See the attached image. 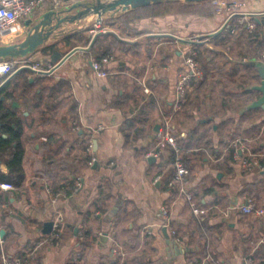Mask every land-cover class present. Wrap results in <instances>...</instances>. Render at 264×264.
Masks as SVG:
<instances>
[{"label":"crops","instance_id":"crops-1","mask_svg":"<svg viewBox=\"0 0 264 264\" xmlns=\"http://www.w3.org/2000/svg\"><path fill=\"white\" fill-rule=\"evenodd\" d=\"M77 1L64 0L60 9ZM181 1L205 2L214 12L112 24L110 19L131 9L119 10L105 13L100 26L97 15L88 14L20 57L49 69L53 50L63 57L74 47L90 46L49 74L18 69L0 90V264L2 252L7 258L21 253L27 264L264 261V215L242 210L248 199L264 208V171H243L233 144L240 140L243 151L264 152V109L242 111L261 95L253 89L260 77L251 66L264 51V0H236L245 6L233 15L213 0ZM240 16L253 20L255 29H232ZM27 29L17 27L16 37ZM226 29L229 37L214 44ZM190 49L197 51L202 76L189 81L186 100L178 103L177 79ZM103 52L113 57L108 76L99 77L90 61ZM168 122L186 146L194 135L203 136L198 147L183 151L188 174L178 185L169 184L175 173L171 148L152 154L159 139L154 127ZM89 139L92 152L86 149ZM16 142L23 154L10 171ZM71 185L75 189L68 191ZM187 193L202 212L193 211ZM57 213L63 216L58 237L39 244L49 233H43L44 224Z\"/></svg>","mask_w":264,"mask_h":264},{"label":"built area","instance_id":"built-area-1","mask_svg":"<svg viewBox=\"0 0 264 264\" xmlns=\"http://www.w3.org/2000/svg\"><path fill=\"white\" fill-rule=\"evenodd\" d=\"M64 0H0V40H4L9 37L10 39L15 38V30L17 27H24L26 22L33 21L35 14L40 11L43 7L49 6L50 9L58 10L61 8ZM215 5H219L220 8H226L232 10L231 15L234 13L241 14L243 11L240 9L245 3L238 2L236 0L227 2L225 0H213ZM245 15V14H244ZM241 17V16H240ZM238 18L234 24L233 28H242L247 31H253L255 29V22L253 20H248L246 17ZM101 21L95 23L96 26H100ZM195 51H190L185 56L186 68L180 71L176 84L177 101L182 103L186 100V93L188 90L189 81L193 78H200L202 76V71L200 70L196 59L194 58ZM112 60L111 55L102 56L100 58L92 57L91 66L95 71L96 75L99 77L108 76L107 65ZM259 60L264 61V52L259 57ZM26 65L22 62L20 57L18 58H4L0 59V87L9 79V77L19 68ZM32 68L37 70H49L48 68H43L38 65H30ZM179 106V104H178ZM158 139V149L152 152L154 156H159L164 148L169 146L174 153L173 164L175 167V173L169 184L178 185L183 177L188 174V169L183 163L182 153L183 149L180 144L179 136L172 128L171 124L166 123L160 126L157 132ZM239 141H235L233 144L236 147L235 154L241 153L240 166L243 171H264V152L252 153L249 150L243 151L242 144ZM93 141L88 140L86 149L92 152ZM95 160L94 157L91 158L90 163L92 164ZM77 184L80 182L78 180ZM187 200L193 207L195 213H200L203 210L195 205L193 197L190 193L186 194ZM244 212H255L257 215H264V208H256L253 205V201L248 199L247 204L242 206ZM160 214L164 217L167 216L168 211L165 206L160 207ZM62 214L57 213L52 220V228L48 235L42 239L39 244L53 243L58 237L61 231L62 224ZM170 233H174L173 229H170ZM2 243V240H0ZM3 261L5 264H27L26 259L15 258L10 261L2 252ZM245 264H252L251 258L248 257L245 260Z\"/></svg>","mask_w":264,"mask_h":264},{"label":"water","instance_id":"water-1","mask_svg":"<svg viewBox=\"0 0 264 264\" xmlns=\"http://www.w3.org/2000/svg\"><path fill=\"white\" fill-rule=\"evenodd\" d=\"M163 0H79L69 6L67 9H58V10H47L38 20L26 22L28 27L25 35L19 40L13 43L2 44L0 45V59L4 58H18L26 57L29 54L33 53L40 47H42L48 39L51 37L55 38L61 35L64 30L63 26L68 25L69 23L75 22L87 16L88 14H96L97 21H101L102 16L107 12H112L113 14L119 10L126 11L129 9H134L142 7L151 3L160 2ZM186 2H196L202 0H184ZM73 9H78L74 14H68ZM66 13V14H65ZM172 37L179 38L173 34H167ZM96 35L93 39H95ZM93 43V42H92ZM91 43V45H92ZM90 46L87 47H74L70 49L63 57H61V52L58 50H53L49 70H37L32 68L30 65L26 64L21 68H28L31 71L38 72L41 74H49L55 68H57L69 55L78 50H89ZM256 67L260 82L256 85H253V89L258 90L261 95L252 102L248 103L242 108V111L253 109V108H262L264 109V61L256 60L254 62ZM19 68V69H21ZM159 124H156L154 129H159ZM151 159H153L151 157ZM115 209L110 210L109 214L113 215ZM52 228V222H46L44 224L43 233L50 232ZM163 233L166 237V242L169 245L171 251H173V241L168 233L167 226L162 227Z\"/></svg>","mask_w":264,"mask_h":264},{"label":"trees","instance_id":"trees-1","mask_svg":"<svg viewBox=\"0 0 264 264\" xmlns=\"http://www.w3.org/2000/svg\"><path fill=\"white\" fill-rule=\"evenodd\" d=\"M213 8L214 7H212V10H211L210 7L208 6V4L205 3V2H202V4L195 5V4L184 3L181 0H163V1H160V2H155V3H151V4H148V5L142 6V7L131 9V10L123 13L122 15L116 17L115 19H110V22H112V24H115L118 21V19H123L125 22H132L134 20L140 19L143 16L164 15V14H168V13H184V12H188V13H198V14H206V13L210 14V12H214ZM227 30L228 29L224 30L218 36L213 38L215 40V41H213V42H215L214 44H216L218 42H222L224 39L229 37L230 33ZM193 50L194 49H190V51H193ZM208 52H210V51H208ZM196 54H197V51H195L194 58L198 59L199 57ZM104 55H106V52H103L100 55H97L95 57L96 58H100V57H102ZM251 69L255 70L256 67L254 65H252ZM20 70H24V72H26L25 68H21ZM256 71H257V69H256ZM251 76H252V78L254 77L253 74ZM256 76H257V74H256ZM8 83H9V81L7 80L2 85L0 90L3 89L4 87H6L8 85ZM252 90L250 89V90H247V91H252ZM247 101L248 102L251 101V98H249ZM252 111H253V109H250V110H248L247 113H250ZM208 128L211 129V125H208ZM202 137H203L202 135H199V136L194 135V140L195 141L191 145H194V146L198 147V144L202 140ZM6 140L7 139H5L4 141H6ZM196 142H199V143H196ZM180 144H181L182 149H183L184 152L187 151V147H188V149H190L192 147L190 144H188V146H186L185 144H183L181 142H180ZM233 149L234 148L229 149V155H232ZM22 154H23V147H22L20 142H16V145L14 146L13 151L11 153L12 157L14 158L15 164L13 165V164H11V162L9 163L10 171H14V170L17 169L18 166H20V160L22 158ZM172 158L174 159V153L173 152H172ZM74 189H75V186L71 185L69 187L68 191H73ZM104 190H105V185H104V182H103L102 184H100L99 191H100V193H103ZM68 191H67V193H68ZM1 248H2V246L0 244V253H1ZM15 258L23 259L24 256H22L21 253H20L16 257H10L9 260L13 261ZM259 264H264V261L260 262Z\"/></svg>","mask_w":264,"mask_h":264},{"label":"rangeland","instance_id":"rangeland-1","mask_svg":"<svg viewBox=\"0 0 264 264\" xmlns=\"http://www.w3.org/2000/svg\"><path fill=\"white\" fill-rule=\"evenodd\" d=\"M214 4V3H213ZM215 5V4H214ZM245 5H243L242 7H244ZM216 8H220L219 5H215ZM27 27V26H26ZM23 36H15V38L10 39L9 37L5 38L4 40H0V45L2 44H8V43H13L15 41H19ZM263 50L257 55V58L259 59V57L263 54ZM188 54V53H187ZM186 54V55H187ZM112 56V55H111ZM113 57V56H112ZM41 67V66H40Z\"/></svg>","mask_w":264,"mask_h":264}]
</instances>
